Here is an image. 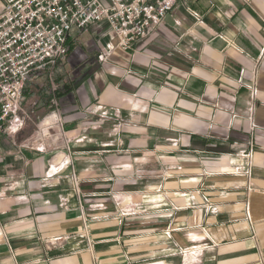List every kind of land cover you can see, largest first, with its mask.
I'll return each mask as SVG.
<instances>
[{"label":"crops","instance_id":"0c3cea01","mask_svg":"<svg viewBox=\"0 0 264 264\" xmlns=\"http://www.w3.org/2000/svg\"><path fill=\"white\" fill-rule=\"evenodd\" d=\"M55 77L66 138L0 131V264H264V0H181L130 50L76 29Z\"/></svg>","mask_w":264,"mask_h":264},{"label":"built area","instance_id":"2783aa9c","mask_svg":"<svg viewBox=\"0 0 264 264\" xmlns=\"http://www.w3.org/2000/svg\"><path fill=\"white\" fill-rule=\"evenodd\" d=\"M181 0H0V131L16 132L25 117L20 114L30 80L45 73L52 85L51 111L39 124L40 141L66 138L61 114V85L56 69L70 49L74 30L106 21L118 37L119 47L130 50L148 37ZM54 79V80H53ZM26 115V114H25ZM56 136V135H55ZM74 185L78 179L74 174ZM60 239L45 241L50 251Z\"/></svg>","mask_w":264,"mask_h":264},{"label":"rangeland","instance_id":"374dc122","mask_svg":"<svg viewBox=\"0 0 264 264\" xmlns=\"http://www.w3.org/2000/svg\"><path fill=\"white\" fill-rule=\"evenodd\" d=\"M53 78H55V81H56L57 83H59V82L56 80V77H55L54 74H53ZM53 80H54V79H53ZM46 83H47L46 95L48 96V102H49V107H50V109H49V111H48V114H47L46 116L42 117L41 119L33 120L34 118H33V115L30 113V111H27V110L24 109L23 106H22V109H23V110L21 111L20 114H24V115H22V116L25 117V121H24L23 126L20 127V129H21L22 127H24V126L26 125L27 122L31 121L32 127L34 126V127L36 128V130L38 131L40 122L43 121V119L49 115V113H50V111H51V104H50V101H51V98H52V93H51L52 85H51V83H50V78L48 77V75H47V81H46ZM59 84H60V83H59ZM60 85H61V84H60ZM61 87H62V86H61ZM25 114H26V115H25ZM32 121H33V122H32ZM20 129H19V130H20ZM19 130H17L16 132H11V134H16ZM5 133H7V132H5ZM7 134L11 135L10 133H7Z\"/></svg>","mask_w":264,"mask_h":264}]
</instances>
